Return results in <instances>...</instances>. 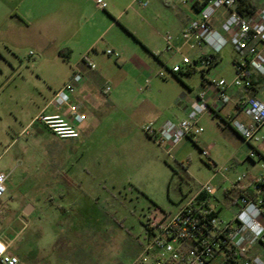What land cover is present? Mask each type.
Segmentation results:
<instances>
[{
    "label": "rangeland",
    "instance_id": "1",
    "mask_svg": "<svg viewBox=\"0 0 264 264\" xmlns=\"http://www.w3.org/2000/svg\"><path fill=\"white\" fill-rule=\"evenodd\" d=\"M103 1L106 10L95 0L36 10L30 1L0 0V171L8 176L0 239L27 264H132L153 214H175L210 182L218 190L210 205L231 220L234 212L223 192L240 176L242 184L252 173L264 177L259 157L255 167L249 159L257 144L243 140L230 124L240 118L202 119L204 132L184 139L171 156L143 131L156 118L186 119L188 99L204 90L205 80L233 81L238 58L233 46L219 54L216 65L202 67L195 64L197 50L182 40L189 18L198 17L190 5L142 0L148 4L143 8L136 0ZM28 11L34 24L22 19ZM67 50L69 58L60 56ZM79 64L99 97L94 134L60 140L39 131V124L28 127ZM176 65L183 72L173 73ZM209 145L212 162L202 155ZM71 166L78 174L70 175L82 186L67 188L74 206L56 195L63 186L59 176ZM49 194L53 198L46 200ZM57 206L68 210L60 224L54 221L61 217ZM30 207L33 213L24 216ZM260 249L264 260V246Z\"/></svg>",
    "mask_w": 264,
    "mask_h": 264
},
{
    "label": "built area",
    "instance_id": "2",
    "mask_svg": "<svg viewBox=\"0 0 264 264\" xmlns=\"http://www.w3.org/2000/svg\"><path fill=\"white\" fill-rule=\"evenodd\" d=\"M145 8L147 3L137 0ZM184 5L195 8L198 17L192 19L182 32V40L191 49L197 50L195 64L202 67L213 66L219 54L232 45L238 58L234 60L235 78L228 82L225 79L208 81L206 88L198 95L186 114V119L168 122L155 127L149 122L143 127L146 135L163 147L171 156L172 150L184 139L200 136L204 129L200 120L205 114H217L229 104V90L233 88H251V71L264 79V8L254 15L246 17L236 9L237 0H179ZM98 8L107 9L103 0H95ZM226 16L219 27L214 22L220 12ZM171 37L167 38L169 49ZM107 55H120L107 50ZM33 56V54H31ZM183 64L193 66L188 58ZM91 70L95 66L87 63ZM171 71L183 72L179 65ZM161 77L164 75L161 73ZM85 78L76 72L71 80L57 93L51 105L57 109L67 107L69 119L60 115L41 114L33 124L40 123L57 139L77 140L81 137L80 128L85 117L73 97ZM110 88L107 87L106 91ZM240 110L250 119L248 124L231 120L232 128L248 143L260 144L263 138L259 135L264 126V101L259 98H248L239 103ZM257 148L249 154L254 161L258 156ZM202 155L210 160L209 150ZM262 169H264V159ZM8 176L0 172V199L6 193ZM245 176H240L232 184L240 196L233 201L237 211L231 220H225L215 210L210 201L216 198L218 190L210 182L201 187L198 193L182 206L175 214L155 213L145 223V238L141 253L132 264H264V260L254 251L264 246V177H257L253 183L254 195L247 196L240 185ZM225 193L223 195L225 197ZM10 245L0 239V264H27L9 251Z\"/></svg>",
    "mask_w": 264,
    "mask_h": 264
},
{
    "label": "crops",
    "instance_id": "3",
    "mask_svg": "<svg viewBox=\"0 0 264 264\" xmlns=\"http://www.w3.org/2000/svg\"><path fill=\"white\" fill-rule=\"evenodd\" d=\"M26 1H30L32 3V5L36 7V10H38L39 7H49V6H58V7H63V8L64 7H70V6L72 7L74 5H77L80 2V0H26ZM87 1H94V0H87ZM107 1L111 4H113L112 0H107ZM132 1H135V0H132ZM170 1L171 0H162V2H164V3H170ZM254 1L257 2L259 5L258 11H260L261 9L264 8V0H254ZM192 10L198 15L197 10L195 8L192 7ZM225 16H226L225 11L220 12L219 17L214 22L216 27L220 26V24H221L222 20L225 18ZM31 18H33V16H31V13L29 11H28V13H26V15H23V17H22L24 22H27L29 25L34 24V21H32V20L30 22L28 21V19H31ZM192 19H195V18L194 17H192L191 19L189 18L188 23ZM188 23H187V25H188ZM85 67L86 66L84 64L82 66L79 64L77 67H74L72 70V73L69 76H67L62 88L71 80L72 76L76 72H81V73L86 72ZM86 80H88V79H85L84 83L78 88L77 92L75 93V95L72 99L73 102H75L79 105L80 111L85 117V122L80 128L81 137L79 139H77V141L82 139V137L88 139L94 134L91 126H92V121H93V113H94L96 105L98 104L99 97H98V93L94 89V87H92L88 83H86ZM250 81H251L252 86L249 89H247V88H233L232 87L229 90V96L231 99L229 104H227L226 106H223L217 114H214V113L205 114L201 118L200 123H201L202 119H204L206 117L213 119L212 116L215 115L216 117L222 118L223 120H226V119L230 120L231 117L233 119L240 118L241 120H236V121H240L243 124H248L250 122V119L240 110L239 103L243 100L248 99V98H259V99L264 101V79L261 76H259L257 73L251 71ZM206 86H207V82L205 81L203 84V89H205ZM105 91L106 90H104V92H102L103 95L105 94ZM202 91L196 92L193 97L188 99V103L184 109V115L187 114L188 110L193 105L196 98L198 97V95ZM113 97H111L109 100L110 101L113 100ZM52 99L53 98H51V100L41 110V114L60 115L62 118L69 119L68 108L67 107H64L61 109L55 108L53 105H51ZM111 102L113 103V101H111ZM34 120H35V118L30 122L28 127H33V126L39 124L40 126H37L39 131H41V129H46L40 123L33 124ZM168 122H171V121L170 120L160 121L159 118H156L154 120V125H155V127H160V126H163L164 124H166ZM172 123H175V122H172ZM46 130H48V129H46ZM235 133L237 135H239L236 131H235ZM259 135L263 138V142H261L260 144H257L256 146H253V147L257 148V150L259 152V154H258L259 160H263V158H264V126L260 129ZM189 140H191V139H189ZM213 149H214V145H209L207 150L211 151ZM210 157H211V154H210ZM252 164L254 167L256 166V163L254 161H252ZM253 170H254V168L252 167L250 173ZM0 172H2V171H0ZM70 172H72L74 175L78 174V172L75 171L73 166H71L69 168V170H67L66 172L65 171L62 172V174L59 176V179L57 180V182H58L57 184H60L63 186L60 188H56L57 189L56 195H57V199H61V200L71 199L72 202L70 204H72L74 206V204H75L74 199H73L74 197L71 195V193L68 191V189L82 190V186L79 183H77V181L74 179V177H72L70 175L71 174ZM257 177H258L257 173H252L248 176V179L246 180V182L240 185V188L244 189L245 195H247V196H248V194H250L251 196L254 195L253 183ZM225 191H227V193H225L226 195L224 197V201L227 204H229V207L231 209H233V212H234L233 217H234L237 209L235 206H233V201L240 196V193L237 190H233L231 188H229L228 190H225ZM52 198H53V196L51 194H49L47 196L46 200H50ZM0 202H1V199H0ZM26 210L28 211V214H25ZM26 210L24 211V216H30L34 211V208L30 207V209H26ZM2 212H4V211H2ZM56 213H57V215L60 214L61 217L58 218V216H57V218L54 219L55 223L56 224L63 223V219L68 214L67 207L57 206L56 207ZM21 222H23L25 224V226L28 224V222L25 221V218H21ZM9 251H10V249H9ZM254 252L260 254L261 249L256 248V251H254Z\"/></svg>",
    "mask_w": 264,
    "mask_h": 264
},
{
    "label": "trees",
    "instance_id": "4",
    "mask_svg": "<svg viewBox=\"0 0 264 264\" xmlns=\"http://www.w3.org/2000/svg\"><path fill=\"white\" fill-rule=\"evenodd\" d=\"M236 9L240 14H242L246 17H249V16L254 15L258 11L259 5L254 0H237ZM69 53H70L69 50H67L66 53L61 52L60 56L68 58ZM218 62H219V59L216 61V63L214 65H216ZM233 63H234V61H233ZM213 66H211V67H213ZM193 71H194L193 66L188 67L187 73H192ZM252 149L255 150L256 148L252 146ZM257 153L259 154L258 151H257ZM248 196L250 197L251 195L248 194Z\"/></svg>",
    "mask_w": 264,
    "mask_h": 264
},
{
    "label": "water",
    "instance_id": "5",
    "mask_svg": "<svg viewBox=\"0 0 264 264\" xmlns=\"http://www.w3.org/2000/svg\"><path fill=\"white\" fill-rule=\"evenodd\" d=\"M25 214H28V211L27 210L25 211Z\"/></svg>",
    "mask_w": 264,
    "mask_h": 264
}]
</instances>
